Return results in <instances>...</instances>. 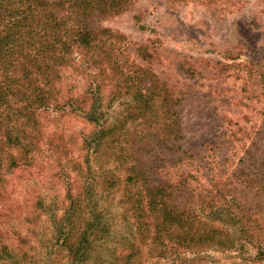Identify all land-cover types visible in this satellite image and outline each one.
Instances as JSON below:
<instances>
[{"label": "trees", "instance_id": "obj_1", "mask_svg": "<svg viewBox=\"0 0 264 264\" xmlns=\"http://www.w3.org/2000/svg\"><path fill=\"white\" fill-rule=\"evenodd\" d=\"M135 1L0 0V203L16 171L40 167L44 156L67 183L69 203L52 217L79 261L109 229L129 250L121 255L125 264H140L145 249L171 264H211L207 250H231L239 242L256 246L264 259V221L251 205L216 181L198 188L191 167L168 179L159 156L145 161L152 144L182 159L183 133L175 94L151 65L129 61L123 33L101 24ZM136 52L151 58L144 46ZM117 103L119 111L110 113ZM70 116L92 125L76 133L74 148L58 126ZM105 147L112 158L107 166L96 162ZM244 160L252 173L255 155L249 151ZM245 176L254 197L263 195L264 178ZM112 196L116 208L99 211L100 200ZM8 249L0 247V262Z\"/></svg>", "mask_w": 264, "mask_h": 264}, {"label": "rangeland", "instance_id": "obj_2", "mask_svg": "<svg viewBox=\"0 0 264 264\" xmlns=\"http://www.w3.org/2000/svg\"><path fill=\"white\" fill-rule=\"evenodd\" d=\"M101 24L123 33L129 61L151 65L179 100L183 139L177 157L182 159L175 160L174 153L152 144L145 161L159 156L155 160L168 179L187 174L191 167L196 177L191 181L200 183L198 188L216 181L264 221V194L254 197V189L241 180L250 174L264 178V0H136L130 9ZM140 46L151 54L148 61L136 52ZM119 103L109 112L119 111ZM51 124L55 128V122ZM58 126L71 148L76 147L81 128L86 132L92 128L76 116L64 117ZM107 150L99 153L98 164L107 166L112 159ZM249 151L257 160L252 173L253 165L244 160ZM41 161L40 167L16 171L7 198L0 203V247L7 244L11 253L1 251L0 264H125L121 255L129 250L111 229L100 233L102 239L94 242L84 261L69 253L52 217L61 215L69 203L67 183L51 159L43 156ZM116 205L113 196L102 199L99 211H113ZM107 220L112 223L105 216L103 221ZM80 224L77 220L76 228ZM238 244L235 249L205 253L211 264H264L256 246ZM139 258L140 264H171L149 256L146 249Z\"/></svg>", "mask_w": 264, "mask_h": 264}]
</instances>
